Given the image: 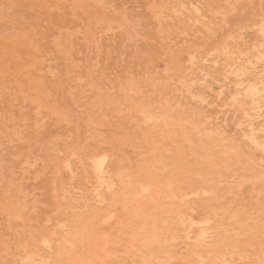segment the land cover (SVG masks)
Wrapping results in <instances>:
<instances>
[{"label": "rangeland", "instance_id": "obj_1", "mask_svg": "<svg viewBox=\"0 0 264 264\" xmlns=\"http://www.w3.org/2000/svg\"><path fill=\"white\" fill-rule=\"evenodd\" d=\"M0 60V264H264V0H0Z\"/></svg>", "mask_w": 264, "mask_h": 264}, {"label": "bare ground", "instance_id": "obj_2", "mask_svg": "<svg viewBox=\"0 0 264 264\" xmlns=\"http://www.w3.org/2000/svg\"><path fill=\"white\" fill-rule=\"evenodd\" d=\"M25 1H26V0H25ZM22 3H24V2H22ZM45 3H46V2H45ZM38 4H39V3H38ZM25 5H26V7L28 6L27 4H25ZM18 6H19V5H18ZM29 6H30V5H29ZM40 6H41V5H40ZM20 7H21V5H20ZM20 7H19V8H20ZM26 7H25V8H26ZM42 7H44V6H42ZM189 7H190V6H189ZM191 7H192V6H191ZM21 8H22V7H21ZM39 8H40V7H38V9H39ZM195 8H196V7H195ZM42 9H43V8H42ZM26 10H27V9H26ZM194 11H195V9H194ZM34 12L37 13L38 11H37V12L34 11ZM27 13H29V10H28ZM195 13H196V12H195ZM39 14H41V11L39 12ZM196 15H197V14H196ZM36 16H38V15H36ZM16 24H17L16 26H18V23H16ZM16 26H15V27H16ZM19 27H22V28H23V26H21V25H19ZM27 27H28V26H27ZM30 27H32V26H30ZM17 29H18V28H17ZM17 29H16V30H17ZM2 30H3V29H2ZM14 30H15V29H14ZM19 30H21V29H19ZM25 31H27V29H25ZM28 31H29V30H28ZM33 31H34V30H33ZM30 32H31V31H30ZM24 33H26V32H24ZM262 34H263V33H262ZM0 62H1V60H0ZM2 62H3V61H2ZM3 69H4V68H3ZM253 89H254V88H253ZM253 89H252V92H254V91L256 92V90H255L256 88H255L254 90H253ZM175 91H176V90H175ZM245 92H246V90H245ZM257 93H258V92H256V94H257ZM261 93H262V92H261ZM143 115H144V114H143ZM141 116H142V114H141ZM144 118H145V117H144ZM148 119H149V118H148ZM146 121H147V119H146ZM146 121H145V122H146ZM148 121H149V120H148ZM251 128H252V127H251ZM251 143H252V142H251ZM254 143H255V142H254ZM97 160H98V159H97ZM93 162H94V161H93ZM94 164H95V163H94ZM99 168H100V166H99ZM163 168H164V167H163ZM163 171H164V170H163ZM97 173H98V172H97ZM160 185H161V184H160ZM142 187H143V186H142ZM168 187H169V185H168ZM140 190H141V189H140ZM142 190H143V189H142ZM144 192H145V191H144ZM205 193H206V192H205ZM203 194H204V193H203ZM110 214H111V213H110ZM106 218H107V217H106ZM106 218H105V219H106ZM232 218H233V217H232ZM230 220H231V219H230ZM206 223H207V222H206ZM202 224L204 225V223H202ZM59 225H60V224H59ZM191 225H192V224H191ZM200 225H201V224H200ZM205 225H207V224H205ZM196 226H199V225H196ZM203 234H204V233H203ZM201 237H202V235H201ZM201 237H200V238H201ZM44 242H45V241H44Z\"/></svg>", "mask_w": 264, "mask_h": 264}]
</instances>
